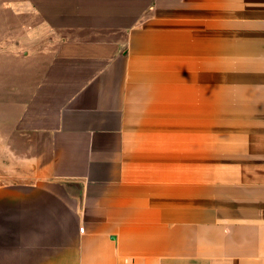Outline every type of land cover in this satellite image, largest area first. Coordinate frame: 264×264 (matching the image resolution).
I'll use <instances>...</instances> for the list:
<instances>
[{"label":"crops","instance_id":"1","mask_svg":"<svg viewBox=\"0 0 264 264\" xmlns=\"http://www.w3.org/2000/svg\"><path fill=\"white\" fill-rule=\"evenodd\" d=\"M1 7L0 264H264V0Z\"/></svg>","mask_w":264,"mask_h":264},{"label":"rangeland","instance_id":"2","mask_svg":"<svg viewBox=\"0 0 264 264\" xmlns=\"http://www.w3.org/2000/svg\"><path fill=\"white\" fill-rule=\"evenodd\" d=\"M2 1L0 0V91L3 93L0 99V183L11 174L15 161L14 154L10 151L14 136L9 128L11 121L7 119L12 116L13 111L12 106L5 103L4 88L15 79L14 69H20L21 65L27 63L22 57L26 50L19 47V41L14 40L20 33V27L1 7Z\"/></svg>","mask_w":264,"mask_h":264},{"label":"built area","instance_id":"3","mask_svg":"<svg viewBox=\"0 0 264 264\" xmlns=\"http://www.w3.org/2000/svg\"><path fill=\"white\" fill-rule=\"evenodd\" d=\"M81 231H84V228H81Z\"/></svg>","mask_w":264,"mask_h":264}]
</instances>
